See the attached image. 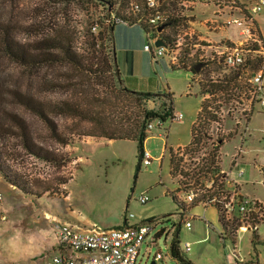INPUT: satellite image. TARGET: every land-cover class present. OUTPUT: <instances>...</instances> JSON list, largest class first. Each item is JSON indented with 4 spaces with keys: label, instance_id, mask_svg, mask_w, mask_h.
Instances as JSON below:
<instances>
[{
    "label": "rangeland",
    "instance_id": "rangeland-1",
    "mask_svg": "<svg viewBox=\"0 0 264 264\" xmlns=\"http://www.w3.org/2000/svg\"><path fill=\"white\" fill-rule=\"evenodd\" d=\"M123 1L128 3V0ZM131 1L134 0H129ZM90 5L95 4L84 0H0V20L11 22L17 39L28 43H33L43 36L50 37L58 29H69L73 31L76 51L81 53L83 47H88L93 51L91 55L96 60V57L103 52L101 48L103 42L96 39L94 49L92 48L90 40L86 39L85 32H88L86 19L89 16L91 18L89 23L94 25V20L97 19L100 10ZM195 6L196 19H205L210 16L211 7L200 2H197ZM86 7H88L87 11ZM96 26L94 37H97L100 30V26L98 24ZM112 32L115 62L121 83L126 89L152 93L162 92L163 87L175 72L184 71V69L175 71L166 57L156 60L152 58L151 52L144 49L148 38L139 24L118 23ZM104 45L107 46V43L105 42ZM151 46L157 47L155 39L151 41ZM64 69L66 67L60 65L38 69L22 68L0 57V165L12 179L15 177L21 185H31L35 192L47 191L49 197L41 195L42 201L47 202L50 210L58 211L62 205L59 197L64 195V182L82 163L79 157L84 155L85 146L98 141L95 146H92V150L86 151L89 163L80 165L77 170L78 172H90L93 176L98 173L101 180H107L108 222L114 219L116 211V201L113 196L116 192L120 193L126 183L129 187L127 194L129 207L124 210L127 214L134 213L132 203H138V197L132 194L136 185L138 186L143 179L142 175L137 177V173L143 169L142 165L135 173L137 143L136 141L116 140L112 144L106 140L107 138L99 135L108 134L110 131L108 125L111 122L140 120L143 109H150L156 104L152 101L144 103L126 94L122 85L119 86L115 82V77H110L109 72H97L95 76L78 72L75 76L64 78L60 74ZM41 75L44 77L43 80L40 78ZM44 79L48 82H44L43 85ZM15 91L21 97L30 98L31 102H38L42 105L41 107L56 125L58 133L56 139L47 123L15 99L13 94ZM196 91L195 86L192 95ZM171 93L172 101H174L177 95L175 96L172 91ZM196 96L199 95L196 94ZM198 110L199 107L194 109L193 118L195 119H197ZM12 113L24 119L26 130L13 127L10 121ZM1 126L13 128L15 132L21 134H4ZM214 138V136L203 138L201 149L191 156L203 157L205 161L211 151V140ZM24 142L39 148L40 152L46 156L52 155L55 162L29 152L23 145ZM224 148H229V145H225ZM260 154L262 155L263 152ZM262 171L264 173V169ZM104 173H108L107 178H104ZM253 176L259 177V173L254 170ZM96 180L94 177L77 187L76 184L70 185L73 189L71 207L76 211L84 213L87 210L86 207L79 206L80 200L85 199V202L89 201L88 204L93 211L102 213L99 197H96L98 186ZM255 184L259 196L264 199V188L260 180ZM112 189L115 191L114 194L111 193ZM173 204L175 211L178 205ZM209 207L218 213L216 206L209 205ZM121 212L123 214L124 211ZM254 222L264 224V214L255 215ZM217 223L221 229L219 220ZM238 224L237 219H234L232 226L236 227ZM157 242L158 245L151 246L149 250V259L145 260L139 255L137 264H149L152 260L151 256L156 252H160L162 256L156 264H180L171 257L168 242L163 236L159 237ZM183 242L181 241V245L184 244ZM143 248L144 245L141 252Z\"/></svg>",
    "mask_w": 264,
    "mask_h": 264
},
{
    "label": "crops",
    "instance_id": "crops-1",
    "mask_svg": "<svg viewBox=\"0 0 264 264\" xmlns=\"http://www.w3.org/2000/svg\"><path fill=\"white\" fill-rule=\"evenodd\" d=\"M249 1L252 4L257 0ZM195 7L185 10L184 13H186V18L191 26L206 41L237 38L235 27L218 31L204 26V19H196ZM207 7H211L210 12L212 13V4H207ZM254 21L264 42V7L255 14ZM181 69H175V71ZM181 72L174 73L166 86L163 87L162 92L171 94L172 113H181L182 119L163 121L160 127L146 132L143 140V150L148 151L152 158L149 164H140L143 169L137 173V177L142 175L143 179L138 186L136 185L132 196L139 197L142 193H146L148 201L140 203L137 198L138 203H132V207L135 209L134 213L131 212L133 216L128 217L124 210L129 207V202H127L128 183L120 193H115L114 189L110 190L112 194L115 193L113 199L116 201V211L114 219L108 222L107 180H101L98 173L93 176L90 172H78L77 170L80 165L89 163L86 151L92 150V146H95L98 141L85 146L84 155L79 157L82 163L64 182V195L59 197L62 200V205L58 211L50 210L47 202L42 201L41 195L49 197L47 191L35 192L31 185L24 186L18 182L7 180L0 172V195L2 197L0 201V264H46L50 256L64 253L65 251L58 244L55 234V223L58 220L81 228L93 226L110 228L155 221L157 222L155 233H151L139 248V255L142 257L145 258L146 252L150 250L151 246L158 245V238L163 236L168 242L169 250L171 243L176 241L179 253L193 264H230L232 262V240L228 236L220 237L223 227L221 223V229L218 226L219 215L209 205L195 202L186 206L185 209L178 206V209L174 211L173 203L176 205V199L180 201L182 194L177 191V182L170 173V156L178 147L189 144L192 126L196 120L193 118L194 109L200 107L201 103L196 92L194 95L192 92L188 93L189 71L184 69ZM171 91L175 96L177 95L174 101H172ZM249 124L252 134L242 143L243 151L237 163L231 160L233 147L239 142L236 135L229 134L219 146L217 166L224 171V174L222 180L217 182V186L229 195L234 193L236 202L244 196L254 197L264 202V199L259 196L255 184L260 180L264 188V173L261 168L264 161V135L262 133L264 131V110L256 108ZM224 127L228 130L231 129L232 124L229 119L224 121ZM106 140L112 144L116 140L135 141L134 139ZM225 145H229V148L225 149ZM137 154L136 148L135 167L138 160ZM241 167L243 174L239 176L237 171ZM254 170L259 173V177L253 176ZM107 174L104 173V178H107ZM94 177L97 179L96 197H99L102 213L93 211L88 204L89 201L87 203L85 199L84 201L80 200L79 206L86 207L87 210L84 213L78 212L71 207L73 189L70 185L76 184L77 187ZM82 178H86V180H82ZM121 211H124L123 214ZM234 215H238L236 208ZM186 222L190 224L188 227L185 225ZM181 241H184L183 245H181ZM185 243L189 244L188 251L184 250ZM143 245L144 248L141 252ZM237 246L247 263L264 264V224H258L256 229L241 233L237 240ZM171 257L179 262L172 255Z\"/></svg>",
    "mask_w": 264,
    "mask_h": 264
},
{
    "label": "built area",
    "instance_id": "built-area-1",
    "mask_svg": "<svg viewBox=\"0 0 264 264\" xmlns=\"http://www.w3.org/2000/svg\"><path fill=\"white\" fill-rule=\"evenodd\" d=\"M197 2L205 5L211 3L213 6L211 15L203 20L204 26L218 31L235 27L237 38L206 41L197 33L185 19L187 16L184 13L193 9ZM162 4V0H144L149 11L139 20L155 29L152 32L154 36L149 37L144 49L151 52L154 60L166 57L175 69H187L190 73L188 93L196 86V94L201 100L197 119L192 126L191 140L187 146L178 147L172 152L180 160L170 166V173L177 182V191L182 194L180 202L185 205L194 201L204 188L216 189L217 193L211 201L218 206L220 219L226 224L220 237L228 236L232 240L233 260L230 264H249L240 254L237 240L241 233L256 229L258 224L254 222V216L264 214V202L250 196L241 197L236 202L234 193L229 195L217 186L224 171L219 169L216 174L205 177L202 172L205 163L203 157L194 158L191 155L201 149V141L195 142L198 132L206 138L215 137L211 140V150L218 146V140L223 142L229 134H234L239 142L233 147L231 160L237 163L242 155V143L252 134L249 124L252 114L256 108L264 110V42L254 21L255 14L264 7V0L252 4L249 0H178L176 9L171 8L170 11L164 10ZM129 5L133 12L140 10V5L135 1ZM168 15L177 21L171 38L160 40L161 34L169 29L164 24ZM153 39L157 44L155 48L151 46ZM195 64H199L197 71L194 70ZM229 76L232 79L225 81ZM208 82H222L224 87L214 92L205 91L204 84ZM204 110L215 117H203L201 114ZM181 119V113L172 114V120ZM226 119L231 121L230 130L224 127ZM162 123L160 119L152 120L147 124L146 131L160 127ZM262 133L264 135V131ZM151 158L150 153L143 150L140 164H149ZM261 168L264 169V161ZM237 172L241 176L242 167ZM1 198L0 195V201ZM148 199L146 193L138 197L140 203H146ZM235 208L237 216L234 215ZM127 216L132 217L133 214ZM234 219L239 223L236 227L232 226ZM156 224L155 221H145L110 228H81L58 220L55 234L65 252L50 256L46 264H137L139 248L151 233H155ZM185 225L188 227L190 224L186 222ZM184 250H189L188 243H185ZM149 257L147 251L145 260ZM151 258L158 261L162 256L156 252Z\"/></svg>",
    "mask_w": 264,
    "mask_h": 264
},
{
    "label": "trees",
    "instance_id": "trees-1",
    "mask_svg": "<svg viewBox=\"0 0 264 264\" xmlns=\"http://www.w3.org/2000/svg\"><path fill=\"white\" fill-rule=\"evenodd\" d=\"M83 1V0H82ZM89 3L93 2L95 5H90L98 8L100 11L98 13L97 19L94 20V25L89 23L90 17L86 19V25L88 32H85L86 39L90 40L92 48L94 49V41L99 39L103 42L102 50L97 57L95 58L91 55L93 51L88 47H83L82 52H77L74 47L73 41V31L69 29H58L54 31L53 35L50 37H41L35 40L33 43L22 42L13 33V26H11V22H7V20H0V57H4L16 65L22 68H30V69H38L41 67H53L56 65H60L62 67H66L62 74V77H72L77 75L78 72H83L89 76L97 75V72H109L110 77H115V82L120 86L122 85L121 80L119 78V73L117 70L115 56H114V41H113V28L118 23H123L125 25H133L139 24L144 32L146 33L147 38L153 37L155 29L148 26L147 23H144L139 20L140 16H143L147 11H149L145 5L144 0H134L140 5V10L133 12L131 10V6L126 4V1L123 0H84ZM162 8L164 10H171V8L176 9L178 5V0H162ZM124 5V7H123ZM126 5V6H125ZM172 5V6H171ZM88 6V5H87ZM88 10V7L85 8ZM168 11V12H169ZM86 14V13H85ZM87 15V14H86ZM92 16V15H91ZM187 19V18H185ZM9 21V20H8ZM177 19L171 15H168L167 21L164 23L165 28H169L168 32L161 34L160 40H168L171 38V34L173 33V28L175 26ZM100 26V30L98 31L97 37H94L93 34L96 31L97 25ZM95 27V29H93ZM162 28V27H161ZM159 29V27H158ZM168 35L170 37H168ZM107 43V46L104 43ZM90 45V43H89ZM98 59V60H97ZM197 65V64H195ZM194 65V66H195ZM174 68V67H173ZM180 69V68H178ZM184 69V68H182ZM100 70V71H99ZM192 70V69H191ZM44 74V73H43ZM40 78L43 80V76ZM39 78V79H40ZM232 79V76L225 78V81H229ZM41 80V81H42ZM44 82L46 79H44ZM224 87L222 82H208L204 84L205 91L214 92L216 90H220ZM123 91L126 94L134 97V99L141 100L142 102L152 101L156 104L155 107L150 109H143L142 117L140 120L133 121H115L109 123L110 131L108 134L102 133L99 136H103L107 139H134L137 143L136 148L138 151L137 154V164L135 167V173H137L140 169V160L141 154L143 151V140L146 136L147 124L155 119H160L162 122L172 120V109L170 106L171 102V94L168 92H141V91H131L126 89L122 85ZM15 99L20 103L24 104L27 108H29L33 114L40 117L45 123H47L49 130L51 131L54 138H57V128L54 122L47 115L46 111L41 107L42 105L38 102H31L30 98L21 97L19 93L16 91L13 92ZM29 99V101H28ZM207 105V104H206ZM1 113V112H0ZM203 117H207L209 119H213L215 116L210 112L204 110L201 114ZM10 121L14 128L26 130V124L24 119L20 116L10 114ZM101 122V121H100ZM104 122V121H103ZM1 123V121H0ZM102 124V123H101ZM2 132L4 134L9 133L12 135H19L21 133L15 132L13 128H9L7 126H1ZM1 135V134H0ZM26 136V134H24ZM203 138H206L205 135H201L199 132L196 134L195 142H200ZM58 140V139H57ZM63 143V142H62ZM222 144V141L218 140V146L210 151L208 157L205 159L204 167L202 172L204 176L214 175L218 172L219 168L217 166L218 156H217V148ZM23 145L32 152L36 156L40 158H45L46 160H54L53 156H46L42 154L39 148L33 147L31 143L24 142ZM51 154V153H49ZM1 158V153H0ZM53 158V159H51ZM180 159L174 157L171 153L170 156V166L176 165ZM55 162V160L53 161ZM0 172L2 175L12 182H16V178L12 179L10 175L5 172L0 165ZM221 189V188H220ZM216 189H208L204 188L203 192L195 198L194 201L185 205L183 202H180L176 199L177 205L181 209H185L186 206L193 204L195 202H200L205 205H214L217 208L218 206L211 201V198L216 194ZM219 215V212H218ZM219 221L223 227L225 228L226 224L220 219ZM170 254L175 257L180 264H193L190 260L183 257L178 249L176 241H173L170 246Z\"/></svg>",
    "mask_w": 264,
    "mask_h": 264
},
{
    "label": "water",
    "instance_id": "water-1",
    "mask_svg": "<svg viewBox=\"0 0 264 264\" xmlns=\"http://www.w3.org/2000/svg\"><path fill=\"white\" fill-rule=\"evenodd\" d=\"M160 28H161V27H159V29H160ZM198 68H199V64H197V65L194 66V70H195V71H197ZM149 264H156V261H155V260H151Z\"/></svg>",
    "mask_w": 264,
    "mask_h": 264
}]
</instances>
